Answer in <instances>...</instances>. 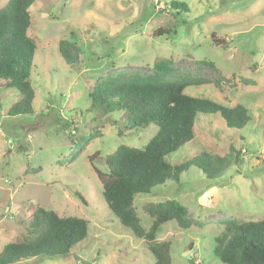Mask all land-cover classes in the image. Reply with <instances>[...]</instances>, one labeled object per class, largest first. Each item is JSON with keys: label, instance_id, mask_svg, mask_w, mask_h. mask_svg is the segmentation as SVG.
Masks as SVG:
<instances>
[{"label": "rangeland", "instance_id": "374dc122", "mask_svg": "<svg viewBox=\"0 0 264 264\" xmlns=\"http://www.w3.org/2000/svg\"><path fill=\"white\" fill-rule=\"evenodd\" d=\"M170 1L34 0L28 8L33 113L9 116L20 95L0 81V250L26 235L36 206L86 219L88 235L67 256L19 264H154L146 242L108 209L94 168L105 172L103 156L119 144L142 148L157 126L127 128L124 112L102 113L89 98L104 80L152 76L154 63L163 78L189 81L186 93L241 104L251 118L236 130L219 114H200L192 140L168 159L207 153L223 158V167L208 177L190 166L179 181L135 194L141 226L151 223L145 203L174 199L193 223L158 228L171 264H225L213 249L226 222L264 218V0H177L187 5L178 12ZM158 28L174 32L153 35ZM61 41L74 63L61 58Z\"/></svg>", "mask_w": 264, "mask_h": 264}, {"label": "trees", "instance_id": "16d2710c", "mask_svg": "<svg viewBox=\"0 0 264 264\" xmlns=\"http://www.w3.org/2000/svg\"><path fill=\"white\" fill-rule=\"evenodd\" d=\"M33 1L6 0L0 7V81L20 95L8 108L9 116L33 113L34 90L29 76L36 44L27 35L28 8ZM169 5L176 12L187 11L185 2L172 0ZM173 32V28H158L153 35ZM58 51L67 64L74 63L66 41L60 42ZM153 68L150 77L123 78L112 83L104 80L89 94L91 105L100 112H124L127 128L157 126L156 133L142 148L119 144L103 156L106 171L94 170L101 181L103 199L120 224L146 242L154 264H171L170 242L156 240V233L169 220L188 228L193 221L186 206L174 199L145 203L142 209L151 223L144 229L133 204L135 194L150 192L166 181H179L190 166L199 168L208 177L219 173L216 167H223L224 159L218 156L202 153L179 164L168 159V155L192 140L193 126L200 114H219L226 127L236 130L242 129L251 116L241 104L226 106L207 97L190 95L185 91L189 81L163 78L160 63H154ZM26 226L27 233L20 241L2 246L0 264H19L37 256L64 257L88 235L86 219L60 216L55 210L39 206ZM214 241V254L225 264H264V218L227 221Z\"/></svg>", "mask_w": 264, "mask_h": 264}]
</instances>
